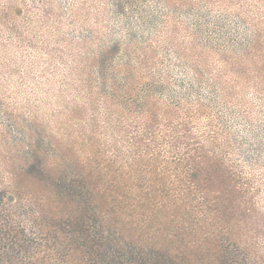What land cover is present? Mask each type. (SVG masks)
<instances>
[{"label":"rangeland","instance_id":"rangeland-1","mask_svg":"<svg viewBox=\"0 0 264 264\" xmlns=\"http://www.w3.org/2000/svg\"><path fill=\"white\" fill-rule=\"evenodd\" d=\"M230 3L226 8L217 0H0V225L12 229L0 228V264H60L49 257L58 245L30 225L29 207L35 206H28L31 195L18 187L24 176L13 186L35 153L53 184L61 176L74 179L78 161L116 154L142 123L140 103L154 105L150 97L173 109L196 102L210 108L240 151L235 162L259 178L249 164L255 151L264 154L261 122L253 124L260 125L253 144L240 131L246 123L231 122L209 90L199 82L191 87L188 75L194 73L185 70L189 55L199 70V42L210 62L226 58L248 80L247 102L264 119V102L254 97L264 93V33L253 37L250 20L258 12L252 8L243 17L238 12L244 9ZM191 42L198 49H188ZM256 200L264 208V186ZM257 245L264 252V230Z\"/></svg>","mask_w":264,"mask_h":264},{"label":"trees","instance_id":"trees-1","mask_svg":"<svg viewBox=\"0 0 264 264\" xmlns=\"http://www.w3.org/2000/svg\"><path fill=\"white\" fill-rule=\"evenodd\" d=\"M234 1L243 17L256 8L250 17L253 37L261 36L264 0H217L226 8ZM187 46L198 49L195 42ZM202 53L199 42V70L193 69L197 58H185L193 66L185 67L194 73L188 75L191 87L199 82L231 122L242 119L247 126L240 131L254 144L260 125L253 124L264 128V119L258 120L247 102L248 80L233 72L226 58L210 62ZM263 94L254 97L263 103ZM149 99L154 105L140 103L142 123L123 138L116 154L78 161L74 179L61 176L53 184L36 153L13 179L16 187L24 176L18 187L31 195L28 206H35L29 207L32 229L58 245L49 257L60 264H264L257 245L264 208L256 200L264 186L263 151H255L249 164L259 178L248 176L233 159L240 151L230 142L232 135L216 125L220 119L210 108L196 102L173 109ZM5 226L8 230L0 228L12 230Z\"/></svg>","mask_w":264,"mask_h":264}]
</instances>
